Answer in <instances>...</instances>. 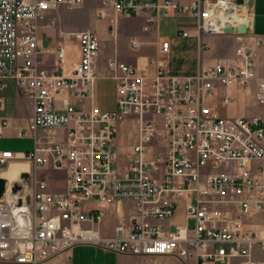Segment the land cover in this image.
<instances>
[{
	"label": "built area",
	"instance_id": "2783aa9c",
	"mask_svg": "<svg viewBox=\"0 0 264 264\" xmlns=\"http://www.w3.org/2000/svg\"><path fill=\"white\" fill-rule=\"evenodd\" d=\"M85 1L0 0V91L3 80H13L33 102L27 128L17 130L20 139L30 134L32 150L0 152V169L28 167L14 182L5 178L0 264H70L78 246L146 258L148 264L160 258L264 264V114L248 119L221 111L236 103L227 93L234 88L264 108V77L250 46L263 40L252 32L249 0H102L101 19L113 10L145 19L149 31L162 16H182L194 20L195 30L180 36L195 37L201 49L205 36H228L227 28L240 42L233 57L200 65L193 77L171 76L153 59L143 68L110 61L107 77L116 82L111 112L95 106L98 37L71 34L80 58L70 72L61 64L57 71L43 64L48 51L39 41L40 24L51 12ZM132 45L138 50L141 43ZM169 49L164 40L160 54L167 56ZM59 50L57 58L66 64L67 53ZM128 122L135 123L136 141L122 155L118 135ZM8 126V120L1 122L0 135ZM43 170L66 173L65 191H52L39 176ZM181 200L185 223L174 229L157 224L173 219ZM113 210L121 221L106 236L101 226Z\"/></svg>",
	"mask_w": 264,
	"mask_h": 264
},
{
	"label": "rangeland",
	"instance_id": "374dc122",
	"mask_svg": "<svg viewBox=\"0 0 264 264\" xmlns=\"http://www.w3.org/2000/svg\"><path fill=\"white\" fill-rule=\"evenodd\" d=\"M249 3L252 5L251 0H249ZM102 4H103L102 0H86L85 3L81 6H78L75 8H70V9L63 7V8L56 10V11L51 12L46 17V19L40 24L41 26L39 27V30H38L39 41H40V38H41L42 33H43V30H41V28L43 26H48V25H50V27L53 29L54 35L58 34V36H59L61 33L71 32L68 34L67 37L69 38L70 41L71 40L73 41L71 43L72 47L74 46V41L76 42V40H74L73 37H71V34L80 33V32H90L93 35H95L96 37H98L97 34L92 31L91 27L93 25L97 24L96 23L97 21L103 20L99 16V14L103 8ZM110 11H109V16L106 19H110V22H111V20H114V19H113V17L111 18L110 13L114 14V11L113 10H110ZM53 15H54V17H53ZM117 16H119V15H117ZM131 18L132 19L128 20L124 26H123V24H120V30H122L123 34L126 33L127 35H130V34H132V32H138L140 30L142 24L139 21V19H135V18H139V17H135V18L131 17ZM112 26H113V24H112ZM157 26H158V36L159 37L167 38L170 40V42H172L173 44H176L175 45L176 47H174L172 49V53L169 55L168 58H165V56H163L165 58L164 60L167 62V64H169V66H171L172 68L176 67L180 63L185 62L186 60L189 61V63L193 61L194 64H197L201 55L199 54V50H198L196 40L195 39H183V38L179 37L180 32H182V31L192 32L195 30L194 20L187 18V17H182V16H170V17L162 16L161 18H159ZM113 27L116 29L115 26H113ZM117 29L115 30L116 32H117ZM109 31L111 32V34L114 33V29L111 27H110ZM152 31L153 30L147 31V33H149V34L144 32L145 34L149 35V39H148L149 43L153 42L152 34H150ZM237 31H238V29H237ZM234 34H235V32H234ZM234 34H227L228 36H209V37H230V36H234ZM206 37H208V36H205L204 38H206ZM163 41L164 40H162V42ZM53 42H54V39H53V35H52L51 44H53ZM186 42H192V46L191 47L186 46V44H185ZM227 42L228 41H226L221 47L218 48V51L220 53H222L228 47L231 48L230 45L229 46L227 45ZM75 45L77 46L78 51H79V46H78L77 42ZM239 45H240V42L238 41V46ZM41 46H43V45L41 44ZM100 46H101V44H100ZM238 46H237V48H238ZM43 48L48 51V55L46 58L47 60L44 61L43 64L45 65V67L49 71H57L58 65L61 64V65L65 66L67 72H70V70L73 68V65L80 58V56H79V58L77 60L71 62V65L69 66L70 67L69 68L68 67V62H69L68 58H67L66 64L65 63L62 64L59 61V59L57 58V53L60 51L59 50L60 48H62L66 51L65 47L62 46V44H60V46H58L57 48H49L46 46H43ZM152 48H153V45L152 46L151 45L142 46L138 52L135 49H130L128 46V40H124L123 42L122 41L120 42L119 52L121 53V55L123 57H125L127 59H132L133 57H135L136 55H138L140 53H142V54L152 53V50H153ZM205 52L206 53L207 52L208 53L213 52V49L212 50L206 49L204 47L203 54H205ZM228 58H230V57H228ZM162 59L163 58H160L159 60H157V59H153V60H157L159 62H162ZM182 77H184V76H182ZM187 77H193V76H187ZM2 82L5 84L6 87L3 91H0V98H2L4 100V108L3 109L0 108V111L5 112L6 108H7V111L3 115L8 117V119H6V118L5 119L9 121L10 125H11V122H10L9 118H12V119H14L15 128L19 129V127H20L21 129H26L31 117L28 118V121H26L25 116L31 109V106H30L31 104L29 103V101L33 105L32 100L28 99L27 97H25L21 93V91L18 89L15 81L3 80ZM9 82H12L14 84L15 96H17L15 99H14L13 92L7 93ZM234 89H236V88H234ZM237 90H239V89H237ZM239 91H241V90H239ZM241 92L245 93L244 91H241ZM245 94H247V93H245ZM63 95H66V94H63ZM231 95H233V94H231ZM247 95L253 96L252 94H247ZM115 98H116V83L114 81H112V80H98V81H96V83H95V106L99 111H104V112L105 111H111L114 108ZM234 98H236V96H234ZM242 98L243 97H241L239 95L238 99L236 98V103L234 105H231L227 108H223L221 110L222 115L223 116H229V117L230 116L241 117L243 115H246L248 117L249 116L254 117L256 115H260V114L263 115L264 114V108H263V110L261 109V112H260L259 107L254 105L251 100H248L246 98L242 99ZM253 98H254V96H253ZM32 108H33V106H32ZM78 108L80 110L83 109L82 106L81 107L78 106ZM5 119H3V120H5ZM26 123H27V125H26ZM135 141H136L135 123H133V122L125 123L122 127H120V133L118 135V142H119L121 154L122 155L128 154L130 147L134 145ZM3 148H7L9 151H11L15 154L27 153L28 151L32 150V148H33V139L30 137V134H28L27 137L23 138V139H19L17 136H15L14 138L0 139V149H3ZM3 169H6V168H3ZM44 171H46V170L41 171L40 172L41 174L39 173V176L42 175V177L47 178L49 182L53 181V184L55 183V186L57 188H55V190H53L54 188H52V187H54V185L50 186L52 191H54V192L65 191V189L60 187L61 186L60 182L62 181V176H60L61 174H58V175H54V174L49 175L48 174L47 175L46 172H44ZM58 183L60 185L59 187H58ZM51 185H52V182H51ZM124 208L126 210L125 221L128 222L130 219L131 213L129 212L127 204H124ZM120 221L121 220L118 218V215H117V210H113V212L111 213V216L108 217L106 219V221L104 222V225L107 226L106 227L108 230L107 234H109V232L111 233V230H113V232H114L115 227L120 223ZM104 225L102 224V226H104ZM102 226H101V228H102ZM113 227H114V229H113ZM193 228H194V222L191 221L190 222V229L192 230ZM113 232H112V234H113ZM112 234H110V235H112ZM106 236H109V235H106ZM86 247L87 248L84 249L85 255L90 256L92 259H95V260L97 259L98 264H117L116 260L113 259L112 257H109V255L107 253H106L107 254L106 256L103 255L104 252H102V250L99 251L98 253H95L96 248H94L93 246H86ZM71 252L69 254L70 264H72ZM142 259H143V261L141 259L123 258V260L121 262H122V264H148L149 263V260H147L146 258H142ZM157 263L158 264H161V263L162 264H180L177 260L171 259V258H160L157 261Z\"/></svg>",
	"mask_w": 264,
	"mask_h": 264
},
{
	"label": "crops",
	"instance_id": "0c3cea01",
	"mask_svg": "<svg viewBox=\"0 0 264 264\" xmlns=\"http://www.w3.org/2000/svg\"><path fill=\"white\" fill-rule=\"evenodd\" d=\"M251 8H252V31L254 36L259 37L263 40V43L256 47L253 43L250 42V46L252 47V49L255 52V62H256V67H257V72L258 75L260 77H264V0H251ZM110 11V10H108ZM111 12V11H110ZM111 18L113 17L114 19V25L117 29V32L114 31V33L111 34V32L109 31L110 27L112 26L110 19H103V20H99L97 21L95 25H93L91 27L92 31L94 33L97 34L100 44H101V48H100V55H99V60L97 63V73H98V80H112L111 78L107 77V71H108V67H109V62L110 61H118V62H122V63H127L133 67H137V68H143L145 66L148 65L150 59H157L159 60L160 58L162 59V62L166 65L167 71L170 75L172 76H194L200 65L203 66H209L211 64H215L217 62H222L224 61L226 58L228 57H233L235 54V50L238 46V41L237 38L235 36H230V37H206L203 41L202 44V49L198 44V41L195 37L191 36L189 38H183L179 35L180 38L183 39H195L197 42V46H198V50H199V54L201 55L197 64H194L193 61L189 63V61H185L180 63L178 66L176 67H171L169 66V64H167V62L164 60L165 58H168L169 55L172 53V49L174 47H176V44H173L172 42H170L169 39L164 38V37H159L158 36V26H150V31L153 30L150 34H152L153 37V42L149 43L148 39H149V33H147V31H145V27L146 25V21L143 18H135V19H139V21L141 22V28L138 32H132V34L127 35L126 33L123 34L122 30H120V24H123V26L127 23L128 20L132 19V18H125L122 16H117L114 15L112 13H110ZM54 17V15H53ZM52 19V18H51ZM56 22V21H55ZM112 28V27H111ZM115 29V28H114ZM115 29V30H116ZM41 30H43L42 36L40 38V42L43 46L49 47V48H57L58 46H60V44H62V46L65 47L66 52H67V57L69 59L68 62V67L71 65V62L77 60L79 58V51L77 46L75 45L76 42L74 41V46L72 47L71 43L73 42L72 40L70 41L69 38L67 37L69 33L71 32H67V33H61L59 36L58 34L54 35L53 34V29L50 27V25L48 26H43L41 28ZM52 32V33H51ZM147 34H145V33ZM145 34V35H144ZM52 35H53V39L54 42L53 44H51L52 41ZM123 35V36H122ZM124 40H128V46L130 49H134L133 45H132V41L133 40H137L138 42L141 43L140 47L138 50L141 49L142 46H146V45H153V50L152 53H147V54H138L135 57H133L132 59H127L125 57H123L121 55V53L119 52V46H120V42L124 41ZM162 40H168L170 42V49H169V53L167 56H165V58L160 54V44L162 42ZM193 41V40H192ZM226 41L227 45L231 46L226 48L222 53H220L218 51V48L221 47ZM186 46L191 47L192 46V42H186L185 43ZM204 47L206 49H213V52H205V54H203V49ZM70 68V67H69ZM115 82V81H114ZM116 83V82H115ZM14 84L12 82H9L8 84V92H13L14 94V99L17 97L15 96V90H14ZM226 91L223 92V94H225ZM227 93L233 94L234 96H236V98L238 99V96L240 95L241 97H243L242 99H248L251 100L253 102L254 105L258 106L253 98V96H248L247 94L237 90V89H231L229 91H227ZM74 101V100H72ZM29 103L31 104V109L30 111L26 114V121H28V118H30L32 116L33 113V108H32V103L29 101ZM259 110L261 112V109L263 110L262 107L258 106ZM115 109V104H114V108L111 110L113 111ZM7 111V108H6ZM5 111V112H6ZM111 111H105V112H111ZM5 112H1L0 111V124L3 121V119H8V117L4 116L3 114ZM18 114V113H17ZM260 114V113H259ZM24 116V115H23ZM256 116H261L260 115H256ZM254 116V117H256ZM230 117H237V116H230ZM243 118H254L253 116H246L243 115L241 116ZM11 125L8 127H5L3 130V133L0 135V139H4V138H14L15 136L18 137L17 135V129L14 126V119L9 118ZM27 125V123H26ZM20 128V127H19ZM20 139V138H19ZM2 151H9L7 148H3L0 149V152ZM9 170V169H8ZM7 169H0V178H6L8 180H10L11 182H14L19 174L23 171V170H19V173L17 174V176L14 179H10L6 177V173L8 172ZM46 172V174L48 175H52L53 172L50 170H46L44 171ZM62 176V181L60 182L61 186L58 183V187L60 186L63 189H66V183H67V175L66 173H61ZM52 182V185H51ZM50 186H53L52 188H54L53 190H55V188H57L55 186V183L53 184V181H50ZM111 215H109L110 217ZM106 221V220H105ZM186 221V207H185V201L181 200L178 206V210L176 213V216L169 220V221H165V222H157V224L166 226V227H171V229H174L175 226L178 225H183ZM104 225V223H103ZM116 226V225H115ZM114 226V227H115ZM107 226H102V233L104 235H110L112 234L113 230H111V233L109 232V234H107ZM113 227V229H114ZM87 248L86 246H78L75 247L71 254H72V264H98L97 259H92L90 256L85 255V251L84 249ZM95 248V247H94ZM99 251H101L100 249L95 250V253H98ZM102 252H104L102 250ZM109 255V257H112L113 259L116 260L117 264H122V260L123 258H132V259H141L143 261L142 258L139 257H135V256H127V255H117L114 253H108V252H104L103 255ZM48 264H58L57 261H52ZM162 264V263H161Z\"/></svg>",
	"mask_w": 264,
	"mask_h": 264
},
{
	"label": "water",
	"instance_id": "95a60500",
	"mask_svg": "<svg viewBox=\"0 0 264 264\" xmlns=\"http://www.w3.org/2000/svg\"><path fill=\"white\" fill-rule=\"evenodd\" d=\"M238 3H243V0H238ZM238 31L242 34L245 35L246 34V28L244 26H241L238 28ZM226 34H234V30L227 28L225 30ZM23 178H28L29 175L28 174H23L22 176ZM5 185H6V180L5 179H0V196H2L4 190H5Z\"/></svg>",
	"mask_w": 264,
	"mask_h": 264
},
{
	"label": "bare ground",
	"instance_id": "6f19581e",
	"mask_svg": "<svg viewBox=\"0 0 264 264\" xmlns=\"http://www.w3.org/2000/svg\"><path fill=\"white\" fill-rule=\"evenodd\" d=\"M27 169L28 167L24 165H20V164L14 165L8 170V172L6 173V177L10 179H14L19 173V170H27Z\"/></svg>",
	"mask_w": 264,
	"mask_h": 264
}]
</instances>
